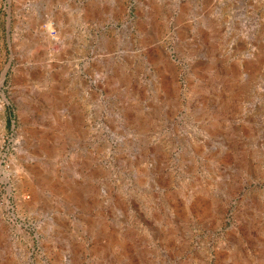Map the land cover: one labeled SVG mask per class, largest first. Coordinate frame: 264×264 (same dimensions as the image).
<instances>
[{"label":"rangeland","instance_id":"obj_1","mask_svg":"<svg viewBox=\"0 0 264 264\" xmlns=\"http://www.w3.org/2000/svg\"><path fill=\"white\" fill-rule=\"evenodd\" d=\"M0 264H264V0H0Z\"/></svg>","mask_w":264,"mask_h":264}]
</instances>
